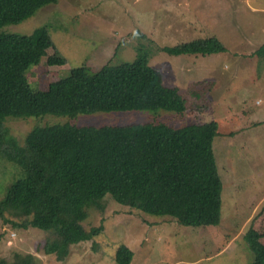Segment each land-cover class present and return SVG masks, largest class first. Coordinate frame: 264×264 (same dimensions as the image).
<instances>
[{"label": "rangeland", "instance_id": "1", "mask_svg": "<svg viewBox=\"0 0 264 264\" xmlns=\"http://www.w3.org/2000/svg\"><path fill=\"white\" fill-rule=\"evenodd\" d=\"M42 28L52 45L26 73L33 88L47 91L81 66L91 77L109 60L146 59L164 86L179 91L186 112L7 119L5 126L19 144L36 128L66 124L174 129L220 124L233 133L215 139L213 146L223 181L222 222L186 227L122 206L108 195L102 201L105 211L91 208L82 223L90 230L103 221V233L62 247L53 232L23 228L25 218L0 214V264H117L121 247L134 252L132 264H252L247 234L257 233L264 247V62L254 56L264 44V0H58L1 31L31 35ZM210 37L226 51L209 56L162 51ZM60 55L64 62L53 65L51 59ZM23 177L19 166L0 155V201Z\"/></svg>", "mask_w": 264, "mask_h": 264}, {"label": "trees", "instance_id": "2", "mask_svg": "<svg viewBox=\"0 0 264 264\" xmlns=\"http://www.w3.org/2000/svg\"><path fill=\"white\" fill-rule=\"evenodd\" d=\"M57 2L0 0V155L24 172L0 201L1 216L6 219L9 213L25 218L23 228L53 232L62 247L93 241L103 233V221L90 230L82 223L91 208L105 211L102 201L108 195L122 206L169 217L186 227L219 226L223 181L213 146L215 139L233 134L220 124L182 129L164 124L102 128L66 124L36 128L21 144L10 133L5 126L10 118L186 112L179 91L164 86L160 72L146 59L109 60L91 77L81 66L47 91L33 88L26 73L52 45L47 29L18 35L2 32L1 27L19 24L40 7ZM162 51L171 56H209L226 49L210 37ZM254 56L264 62V44ZM51 62L64 60L60 55ZM246 237L255 253L252 264H264L259 235L250 231ZM133 256L130 248L121 247L115 261L132 264Z\"/></svg>", "mask_w": 264, "mask_h": 264}]
</instances>
